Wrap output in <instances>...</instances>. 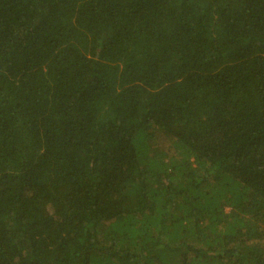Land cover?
<instances>
[{
	"label": "trees",
	"instance_id": "obj_1",
	"mask_svg": "<svg viewBox=\"0 0 264 264\" xmlns=\"http://www.w3.org/2000/svg\"><path fill=\"white\" fill-rule=\"evenodd\" d=\"M0 264H264V0H0Z\"/></svg>",
	"mask_w": 264,
	"mask_h": 264
}]
</instances>
